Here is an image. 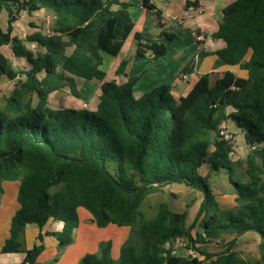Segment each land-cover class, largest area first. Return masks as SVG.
I'll list each match as a JSON object with an SVG mask.
<instances>
[{
    "label": "trees",
    "instance_id": "1",
    "mask_svg": "<svg viewBox=\"0 0 264 264\" xmlns=\"http://www.w3.org/2000/svg\"><path fill=\"white\" fill-rule=\"evenodd\" d=\"M140 3L147 10L156 8L150 0ZM190 3L197 5L188 0L185 6ZM130 6L128 0H0V12L8 16L5 30L0 27V46L10 45L13 55L28 63L17 69L0 51V77H19L0 105V181H17V207L0 251H21L26 225L42 228L49 220L62 222L59 231L46 233L62 251L73 239L83 208L97 227L115 224L130 231L116 258L106 242L83 255L80 264H264V0L230 2L212 33L225 43L215 51L217 63L238 65L246 76L227 69L211 84L210 73H203L178 98L170 83L135 97L137 75L120 84L105 78L102 53H119L134 25ZM40 9L50 10L54 21L49 33L26 36L40 48L33 53L11 35L12 23L22 11ZM133 36L136 57L146 50L153 58L166 54L165 44H144L140 32ZM69 46L73 51L67 54ZM201 56L183 72H191ZM124 66L120 62L117 71ZM76 77L100 81L96 108L51 109L48 98L56 90L68 88L79 97ZM224 120L243 133L245 179L236 175L230 142L218 133ZM203 166L226 172L236 193L234 207H220ZM172 183L202 195L190 225L186 210L172 211L165 202L153 216L140 209L148 194ZM196 224L199 230L193 233ZM246 231L260 236L257 260L234 249ZM226 233L232 238L223 249H207V243ZM178 238L190 242L196 255H175L172 243ZM42 250V244L23 250L19 264H38Z\"/></svg>",
    "mask_w": 264,
    "mask_h": 264
},
{
    "label": "crops",
    "instance_id": "2",
    "mask_svg": "<svg viewBox=\"0 0 264 264\" xmlns=\"http://www.w3.org/2000/svg\"><path fill=\"white\" fill-rule=\"evenodd\" d=\"M128 1L131 3V6L128 8V10L134 22L133 29L126 37L119 53L116 56H110L102 53L103 62L101 67L103 70H105L104 62L106 61V58H113L111 59L112 61L108 62L107 69L105 70V78L107 80L113 79L120 84L125 82L128 76L137 75L138 80L133 86V94L135 97L140 96L154 86L162 83H170L172 85V94L174 95V97L175 95L179 97L185 95L190 90L194 82L198 79V77L203 73H210V78L214 73H218L220 76L221 72L227 69L233 70L237 75L239 74L236 71V67L239 68L238 65L217 63V56L215 54V51L223 48L225 46V43L221 39L212 37V33L217 30L218 23L222 16L223 7L234 0H196L197 6L200 7L202 11L194 12L193 17L189 19H179L186 7L185 3L188 0H150L156 7L151 11L155 12L156 14L153 13L151 17H148L147 15L145 20H142L143 14H147L149 10L141 6L140 0ZM131 7H135V9H131ZM133 11L136 13L138 11V13L140 14L139 16H136L137 21H140L139 24L132 16ZM7 17V12L2 10L0 12V27L3 30H5L7 26ZM21 21H23V17L20 13L18 19L12 23V32L15 27L20 24ZM181 31H184L186 35V40L184 42H182V37H180L182 36ZM134 32H140L142 34V43L144 44H150L152 42L165 44L167 46L166 54L158 58H153L151 51L146 50L144 56L136 57L135 55L137 42L133 36ZM196 36H202V39L198 40ZM5 46L8 47V52L3 51V48ZM69 47H71L72 50L70 52H67L66 48L67 54H70L73 51V46ZM125 50H127L126 54ZM0 51H2L9 59H11L14 67H16L17 65H21V67L23 68L28 67V63L24 58H17L13 55L10 49V45L0 46ZM199 54H201L202 56L197 59L196 65L193 70L191 72L184 73V67L188 65V62L193 57ZM114 57L119 59L118 64L117 61H113L115 60ZM122 61L125 63V66L123 67L122 71L118 72L117 68ZM109 72H111V78H108ZM183 74L186 75V78H182ZM239 76L245 77L244 75ZM79 78L80 77H76L75 82ZM12 84H15V81H12ZM98 84L100 85V81L98 82ZM99 85L92 105L91 103L88 104V102L84 100L83 97H80V91L78 89L77 91L79 93V97H75L74 95H67V93L64 92V88L62 90H56L51 93L52 97H57L60 99L62 98V102L64 103L59 105L51 104L49 102L51 96L50 94L48 98V106L51 109L64 107H71L76 109L79 107V109H81L83 108V103H86L87 105H91V107L88 108L93 110L96 108L98 102ZM35 103L36 98H34V104ZM226 121L228 120L222 121L220 126L225 127L224 122ZM228 122L230 123V121ZM15 183V187L17 188V181ZM198 193L201 201L202 195L200 192ZM213 193L215 194L221 208H232L236 205V193L233 191L232 185L231 190L228 193L217 194L214 190ZM10 206H5L4 208H2L0 204V248L5 238L8 236L10 218L17 207V203L13 204L11 207ZM1 212L3 214H1ZM86 221H90L93 223V221H91L89 217ZM61 227L62 222L54 220H49L42 228H39L35 224H27L23 233L20 235V241L22 243L20 247L21 251L12 253H5L0 251V264H19L24 257L23 250L28 249L27 241L29 243H33L32 245L36 244V242L40 240L38 235H41L40 241H43L45 239H51L53 241L54 237L46 233L59 231ZM26 230H28L27 232L29 233L28 237H26ZM74 235L75 233H73V236ZM219 239H221V237ZM259 241L260 236L257 232L246 231L237 237L234 249L237 250L240 256H242L243 258L252 259L251 257H254V259L257 260L259 258V254L255 255L254 253L258 251ZM54 242L55 241H53V243ZM209 243H207L206 245H208ZM43 251L44 250H42V252ZM63 251H65V249ZM41 253L37 258L38 264H41V262L39 261L41 259ZM55 257L56 255L52 257V260L54 261L52 262L51 260L50 264L61 263V261H58V259Z\"/></svg>",
    "mask_w": 264,
    "mask_h": 264
},
{
    "label": "rangeland",
    "instance_id": "3",
    "mask_svg": "<svg viewBox=\"0 0 264 264\" xmlns=\"http://www.w3.org/2000/svg\"><path fill=\"white\" fill-rule=\"evenodd\" d=\"M131 9H135V7H131ZM153 13L149 10L143 14L142 20L152 16ZM23 21L18 24L12 32V35L19 37L20 39L24 40V44L27 46L29 50L33 53H36L40 48L37 47L36 43L25 41L26 36L32 32L40 31L44 34L49 33L51 27L53 26L54 15L50 10L41 9L38 11H34L32 13H27L22 11L21 12ZM156 14V13H155ZM140 14L136 12H132V16L135 18L136 22L137 17ZM3 30V29H2ZM180 37H182V42L186 40V35L184 31H181ZM72 50L71 47H67V52ZM4 52H8V47L5 46L3 48ZM127 50H125L126 54ZM248 54L245 56L247 59ZM113 58H106L104 62L105 70L107 69V64L109 61H112ZM113 61H117L119 63V59L115 58ZM17 69H22L21 65L16 66ZM236 71L239 73L238 75L246 76V71L239 69L236 67ZM108 78H111V72L108 73ZM219 76L218 73H214L211 75L210 83L213 84L215 79ZM19 78V77H18ZM17 77L13 80H9L5 76H1L0 78V104L4 106L5 97H8L12 90L15 87V84H12V81H17ZM77 82V89L80 91V97H83L84 100L88 102V104L93 103L94 97L98 90V82L97 79L86 80L79 78L76 80ZM96 91V92H95ZM64 92L67 95H72L68 88H65ZM86 96V97H85ZM88 96V97H87ZM67 98V97H66ZM71 98V96H70ZM175 98H178L175 95ZM63 99L52 97L50 96L49 102L54 105H59ZM91 105H88L86 108L89 109ZM89 107V108H88ZM71 108V107H69ZM79 109V107L77 108ZM225 128L232 133V140L230 141L231 144V157L234 158V168L236 175L242 179L246 178V175L243 177L241 176L244 174L246 169L245 164V156L247 153V147L243 139V133L239 131L232 123L228 121L224 122ZM201 173L207 175L208 181L210 182V186L212 189L217 193H228L231 190V184L229 183L227 174L224 170H220L218 172L209 171L207 166H203L201 168ZM16 181H9V180H1L0 185L2 187V193L0 194V204L2 208L5 206H11L16 202V191L17 188L15 187ZM15 183V184H14ZM165 202L168 207L172 211H183L186 210L187 217H186V225H190L194 220V217L197 213L199 204H200V196L199 193L190 188L185 186L184 184L180 183H172L170 185H166L161 187L158 191L148 194L142 204H141V211L145 216H153L158 208L159 203ZM10 206V207H11ZM1 214H3L1 212ZM78 216H79V226L75 229L73 239L71 243H69L66 247H64L65 251H58L57 248V240L54 237L55 241L51 239H45L43 241L38 240L36 244L43 245V252L41 253V259L39 260L41 264H50L52 257L56 255L55 258L58 261H61L60 264H80V259L83 255L87 253L97 252L101 245L109 242L111 244L110 255L113 258L118 256L119 246L125 242V240L129 237V227L127 226H117L115 224H107L104 227H97L94 223L90 221H86L88 217L91 219L90 214L83 208L78 209ZM195 230H199L197 224L193 227L192 232L194 233ZM26 230V237H28L29 233ZM232 237L231 234H223L221 239L213 241L209 243L207 249L209 251H217L224 247L225 243ZM44 238V237H43ZM27 247L31 248L33 243H29L27 241ZM25 246V245H24ZM190 242L186 239L178 238L172 243L173 253L178 256H194L195 251L190 248ZM64 252V253H63ZM255 255L259 254V250L254 253ZM61 258V259H60ZM251 260H255L254 257H251ZM54 260H52L53 262Z\"/></svg>",
    "mask_w": 264,
    "mask_h": 264
},
{
    "label": "built area",
    "instance_id": "4",
    "mask_svg": "<svg viewBox=\"0 0 264 264\" xmlns=\"http://www.w3.org/2000/svg\"><path fill=\"white\" fill-rule=\"evenodd\" d=\"M201 12L202 9L200 7H198L197 5H194L193 3H190L188 4L185 9L183 10L181 16L179 17V19H182V18H186V19H189V18H192L193 17V13L194 12ZM196 38L198 40L202 39V36H196ZM182 78H186V75L183 74L182 75ZM88 105L86 103H83V108H86ZM218 133L219 135L221 136V138H223L224 140H227V141H231L232 140V134L223 126H220L218 127ZM196 255V253H195ZM194 255V256H195Z\"/></svg>",
    "mask_w": 264,
    "mask_h": 264
}]
</instances>
